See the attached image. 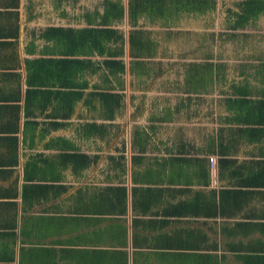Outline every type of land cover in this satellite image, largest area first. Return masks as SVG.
I'll list each match as a JSON object with an SVG mask.
<instances>
[{"label":"crops","instance_id":"obj_1","mask_svg":"<svg viewBox=\"0 0 264 264\" xmlns=\"http://www.w3.org/2000/svg\"><path fill=\"white\" fill-rule=\"evenodd\" d=\"M61 4L0 0V264H264V108L251 102L264 98L263 61L229 75L214 63L210 92L137 125L148 141L136 158L119 111L88 102L97 73L83 74L81 100L57 93L77 81L45 35L76 27ZM220 81L230 89L213 93Z\"/></svg>","mask_w":264,"mask_h":264},{"label":"trees","instance_id":"obj_2","mask_svg":"<svg viewBox=\"0 0 264 264\" xmlns=\"http://www.w3.org/2000/svg\"><path fill=\"white\" fill-rule=\"evenodd\" d=\"M216 4L217 0H128L127 3L123 0H104L103 11L95 10L93 13H85L87 23L85 26L47 28L45 35L59 40L62 46V57L57 60L61 63V70L64 72L62 78L67 79L68 63L71 65V71L75 69L77 76V81L70 83V92L60 90L57 93L62 99H67L68 95H71L79 101L89 87V81L82 80L83 74L102 71L108 80V86L101 87L100 84H94L93 89L88 92L90 96L88 102L91 103L92 98H98L102 109L104 108L102 110L104 116L114 119L116 113L123 107L125 94L116 89L112 77L116 78L126 72L127 66L123 58L126 42L128 41L129 55L132 58L130 70L135 74L147 73V68L143 64L144 58L152 57L157 52L156 40L152 37L150 30L140 26V21L147 18L152 22L163 21L169 24L178 21L185 14L206 13L215 9ZM262 14H264V0H240L236 2V8H229L230 26L234 29L245 28ZM126 18L131 26L128 38L117 26ZM141 63L143 69L140 73L136 67ZM219 70V66H215L212 61L191 63L186 74L185 92H210ZM260 71L264 73V68ZM61 86L68 87L69 84L65 81L61 83ZM123 86L124 83H122ZM244 89L236 86V93L247 94ZM262 93H264V87ZM251 102L255 103L254 105H257V102L261 111L264 108V98ZM254 117L256 122L264 126L262 114ZM87 127L93 130L99 127V123L92 121L87 124ZM260 128L264 132V127ZM147 141L148 133L136 127L133 146L136 149L137 142L139 143L140 154L134 157H145L143 153L147 151Z\"/></svg>","mask_w":264,"mask_h":264},{"label":"rangeland","instance_id":"obj_3","mask_svg":"<svg viewBox=\"0 0 264 264\" xmlns=\"http://www.w3.org/2000/svg\"><path fill=\"white\" fill-rule=\"evenodd\" d=\"M123 1L127 3L128 0ZM238 1L217 0L215 9L203 14H185L169 24L163 21L152 22L147 18L140 21V26L150 30L156 40L157 52L152 57L144 58L147 73L135 74L130 70L132 58L126 42L123 56L127 65L126 72L116 78L112 77L116 89L125 94L123 107L119 110V126L124 125L133 135L137 125H161V110L165 112V107L175 104L180 95L186 94L184 82L191 63L212 61L226 64L229 75L230 72L236 74L233 70L236 64L264 61V14L245 28L234 29L230 26L229 8H236ZM61 3L62 8L69 10L71 15L75 14L76 27L87 24L85 13L104 9V0H61ZM117 26L128 38L131 26L127 18ZM141 65L136 67L140 73L143 69ZM90 78L101 87L108 86L102 71ZM230 86L222 85L220 81L213 93H223ZM114 131L113 136L118 130Z\"/></svg>","mask_w":264,"mask_h":264},{"label":"built area","instance_id":"obj_4","mask_svg":"<svg viewBox=\"0 0 264 264\" xmlns=\"http://www.w3.org/2000/svg\"><path fill=\"white\" fill-rule=\"evenodd\" d=\"M211 160L214 162V157H211Z\"/></svg>","mask_w":264,"mask_h":264},{"label":"water","instance_id":"obj_5","mask_svg":"<svg viewBox=\"0 0 264 264\" xmlns=\"http://www.w3.org/2000/svg\"><path fill=\"white\" fill-rule=\"evenodd\" d=\"M128 20V19H127Z\"/></svg>","mask_w":264,"mask_h":264}]
</instances>
